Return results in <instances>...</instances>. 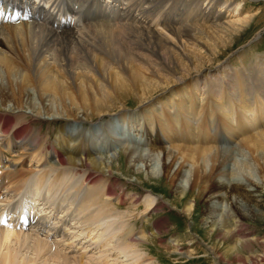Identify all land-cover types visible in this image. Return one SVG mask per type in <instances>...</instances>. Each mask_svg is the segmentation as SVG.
<instances>
[{
  "label": "bare ground",
  "instance_id": "bare-ground-1",
  "mask_svg": "<svg viewBox=\"0 0 264 264\" xmlns=\"http://www.w3.org/2000/svg\"><path fill=\"white\" fill-rule=\"evenodd\" d=\"M243 2L264 6L0 0V264H158L150 243L171 224L144 220L165 202L222 238L209 264H237L264 222V52L239 48L235 70L218 49L258 14ZM114 133L119 153L104 143ZM155 159L174 201L142 185L160 181ZM192 196L207 206L199 219Z\"/></svg>",
  "mask_w": 264,
  "mask_h": 264
},
{
  "label": "rangeland",
  "instance_id": "rangeland-1",
  "mask_svg": "<svg viewBox=\"0 0 264 264\" xmlns=\"http://www.w3.org/2000/svg\"><path fill=\"white\" fill-rule=\"evenodd\" d=\"M242 4H244V6H245L243 11L246 8L251 7V9L255 10V13L257 12L258 14L253 18V21L251 22V24H249L248 26L245 27V29L241 33V35L239 34V37H237L236 39H233V40L230 39L227 42L225 41V39H224V41H221V42L219 41L220 44H219V48H218L222 53L221 63L226 62L223 64V67L225 65L229 66V67L231 66L235 70L240 68L239 67L240 65H239V61H238V57H237L238 55L236 56V55H232V54L234 52H236L239 48H241L245 45H249L250 47H247L248 49H246L243 52L244 54L246 52L247 55L251 52L250 50L252 48H254V46L260 52H264V6H263V4L261 5V3H259V2H243ZM260 32L262 34H260L259 40L254 41L255 36ZM229 41H230V43H229ZM243 53H241V54H243ZM214 61L215 60H212V57H208V58L204 59V61L202 63L204 65H206L207 67H209L210 70H214V69H216V66L218 64V62L215 63ZM212 62H214V63H212ZM212 66H213V68H212ZM128 105L132 106L133 108L136 107L133 102L128 103ZM45 117H46V119L44 121H49V122L52 121L51 118H48V116H45ZM99 123H101V122H96V121L92 122L94 127L97 126V128L101 129L100 130V132L102 133L101 137L103 140L104 139L106 140V137H108L109 132L105 130L106 127L105 128L103 127V129H102V127H98V126H100ZM92 124H90V125L87 124L85 126H82V128L88 130V129H90ZM38 127H40L39 123L33 124V128H38ZM43 127L45 128L44 129L45 132L46 133L49 132L50 135L53 136L54 140H55L56 134H58V132H59V128L57 126H54V125L50 126V127H49V125H46ZM118 138H121L124 141L127 139L125 136H121L120 134L114 133L113 135L112 134L109 135V138H107V141L104 143H106L107 148L116 147L118 144L121 143V142H118L120 140ZM139 138H140V136H139ZM51 139H52V137H51ZM115 141H117V142H115ZM127 143H131V145L134 144L135 146H138V144H136V143H132V142H128V141L126 142V144ZM139 147L142 149H143V147H145V149L147 148L146 145L143 143L141 145H139ZM120 149H121L120 146H117L115 148L116 152H118V153L120 152ZM152 164H153V167H155V169L158 170L157 175L159 174L160 181H154L153 180L151 182H148L145 186H144V184H142L143 187L145 189L149 188L148 190H155V194L158 195L156 197H158V198L159 197L164 198L163 194H165L166 200H168V201L169 200H171V201L176 200V196L174 195L173 191L171 190V186L168 184V181L165 180L163 177V173L161 171L162 164L159 163L157 161V159L153 160ZM121 177H122V179L125 178V176L122 174H121ZM133 180H134V178H133ZM217 181H219V179ZM196 197L197 196H195V198H194L192 196V197H189L188 199L189 200L192 198L197 199ZM197 201H198V207H197V210L195 212V219H199L201 212L204 211V209L207 207L206 203L203 200H201V199L199 200V198H198ZM162 207H160V209L156 213H154L153 216H149V217L145 218V220H144V221L150 220L149 222H151L152 220L159 218V219H161L162 223L165 224L168 222V224H171L169 227L164 228L161 231L162 239H160L159 242H157L156 244L150 243V246H152L151 247V256H154L157 263L158 264H209L210 261H212V260L214 261V255L212 253H210L208 248H209V246H212V245L214 246L215 244H218V242L222 238L221 237L219 239L210 238V236H208L204 232L202 225L201 226L198 225V226H200V227H198V234H195L194 230L192 229L193 220H188V219L184 218L180 209H177L176 207H174V206H172L166 202ZM197 223L200 224L199 221ZM141 224H144L145 230H150L152 228L151 223L146 224L145 222L140 221L139 225H141ZM184 234L191 235V238H193V240H191V242L185 241V243L187 245L186 248L184 249L185 253L168 251L166 246L167 247L171 246L169 243L172 244V240L175 237L183 236ZM192 236H194V237H192ZM246 239L249 240V243L247 245H245V248L243 249L244 252L236 261L237 264H248L247 263L248 257L250 259L253 258L252 261L254 264H261L260 258L257 256L260 255L262 252H264V222L258 223L256 226H253L252 232L251 233L249 232L248 237H246ZM221 248H222V245L218 248L219 252H221L220 251ZM192 250H193V252H192ZM253 252H257V253L253 254ZM254 257L257 261L254 259ZM222 264H225V262H223Z\"/></svg>",
  "mask_w": 264,
  "mask_h": 264
},
{
  "label": "snow or ice",
  "instance_id": "snow-or-ice-1",
  "mask_svg": "<svg viewBox=\"0 0 264 264\" xmlns=\"http://www.w3.org/2000/svg\"><path fill=\"white\" fill-rule=\"evenodd\" d=\"M0 15H2V13H0Z\"/></svg>",
  "mask_w": 264,
  "mask_h": 264
}]
</instances>
